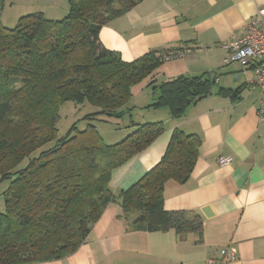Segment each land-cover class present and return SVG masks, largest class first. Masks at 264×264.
Segmentation results:
<instances>
[{
	"label": "trees",
	"instance_id": "trees-1",
	"mask_svg": "<svg viewBox=\"0 0 264 264\" xmlns=\"http://www.w3.org/2000/svg\"><path fill=\"white\" fill-rule=\"evenodd\" d=\"M139 1L68 0L59 19L32 12L13 28L0 20V178L10 180L0 212V264H35L72 254L112 202L120 206L117 218L132 230L200 231L197 214L163 208L166 182L183 183L193 169L197 135L174 129L160 160L117 194L109 188L113 169L161 135L162 121L131 120V131L114 143L91 123L57 139L61 103L87 100L100 113L118 117L133 108L128 107L132 87L161 63L154 52L123 61L98 39L103 25ZM3 4L0 0V14ZM214 83L205 73L163 81L152 86L155 99L145 108H166L177 119L209 95ZM49 142L54 144L32 155Z\"/></svg>",
	"mask_w": 264,
	"mask_h": 264
},
{
	"label": "crops",
	"instance_id": "crops-1",
	"mask_svg": "<svg viewBox=\"0 0 264 264\" xmlns=\"http://www.w3.org/2000/svg\"><path fill=\"white\" fill-rule=\"evenodd\" d=\"M3 1L2 23L4 14L18 20L41 12L59 19L68 9V0ZM260 9L264 0H141L100 28L102 46L126 62L149 52L191 49L181 57L160 58L158 67L132 87L129 104L139 118L162 121L165 130L141 153L113 169L109 188L117 194L153 167L174 129L195 134L200 145L193 169L183 183L166 182L163 208L197 214L201 229L184 234L174 229L132 230L117 218L120 206L112 202L77 250L35 264H206L208 258L220 259L225 249L235 256L219 264H264V106L259 89L246 85L255 68L225 62L221 47L243 35ZM203 73L215 78L212 92L189 105L181 117L172 118L166 108H145L155 99L152 90L144 92L146 88ZM219 88L230 92L219 94ZM236 89L238 94L232 95ZM150 110L156 113L144 114ZM220 156L231 157V163L220 166Z\"/></svg>",
	"mask_w": 264,
	"mask_h": 264
},
{
	"label": "rangeland",
	"instance_id": "rangeland-1",
	"mask_svg": "<svg viewBox=\"0 0 264 264\" xmlns=\"http://www.w3.org/2000/svg\"><path fill=\"white\" fill-rule=\"evenodd\" d=\"M3 18V25L6 27L13 28L17 25L16 18L8 16L6 17L5 14ZM151 90V88H146L144 92L147 93ZM128 107L131 108L132 106L128 104ZM155 111L156 110H150V112H144V114L148 115V113H156ZM57 113L58 116L55 123L57 129V139L62 138L72 132L74 130L73 127H75L77 130H82L87 126L88 123H91L96 127L97 131L106 142H115L114 140H116L118 136L120 137L117 141H120L131 131V128L129 127L131 120H134L135 122H143V120L139 118L141 116L133 108H131L129 111H125L124 114H121L118 117H108L103 113H100L99 108L90 104V102L87 100L82 104L71 100L65 101L59 105ZM89 115H91L93 119H88ZM53 144V142L47 143L40 149L36 150L32 155H37L40 150L50 147ZM26 164L27 159L23 160L17 168H22ZM9 181V179L0 178V212L4 210L3 192L7 189Z\"/></svg>",
	"mask_w": 264,
	"mask_h": 264
},
{
	"label": "built area",
	"instance_id": "built-area-1",
	"mask_svg": "<svg viewBox=\"0 0 264 264\" xmlns=\"http://www.w3.org/2000/svg\"><path fill=\"white\" fill-rule=\"evenodd\" d=\"M264 9H260L247 23L246 32L230 42L221 44L226 53L225 62L237 61L242 68L253 66L254 76L246 81L249 89L258 88L260 92V104L264 106ZM191 51L183 47L175 50H162L158 53L161 59L168 60L184 56ZM231 157L220 156L217 162L220 166L231 163ZM234 253L225 249L221 251L220 259L208 258L206 264H219L225 259H233Z\"/></svg>",
	"mask_w": 264,
	"mask_h": 264
}]
</instances>
